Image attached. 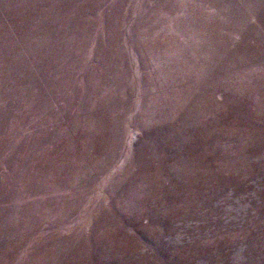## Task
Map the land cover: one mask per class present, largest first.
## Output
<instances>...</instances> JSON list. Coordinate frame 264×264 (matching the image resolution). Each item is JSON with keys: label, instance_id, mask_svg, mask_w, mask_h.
Instances as JSON below:
<instances>
[{"label": "rangeland", "instance_id": "rangeland-1", "mask_svg": "<svg viewBox=\"0 0 264 264\" xmlns=\"http://www.w3.org/2000/svg\"><path fill=\"white\" fill-rule=\"evenodd\" d=\"M0 264H264V0H0Z\"/></svg>", "mask_w": 264, "mask_h": 264}]
</instances>
